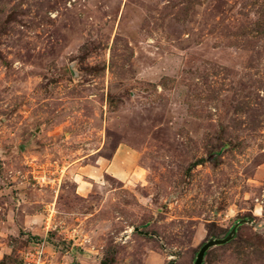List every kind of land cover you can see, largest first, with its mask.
Returning <instances> with one entry per match:
<instances>
[{
    "label": "rangeland",
    "instance_id": "1",
    "mask_svg": "<svg viewBox=\"0 0 264 264\" xmlns=\"http://www.w3.org/2000/svg\"><path fill=\"white\" fill-rule=\"evenodd\" d=\"M264 264V0H0V264Z\"/></svg>",
    "mask_w": 264,
    "mask_h": 264
},
{
    "label": "built area",
    "instance_id": "2",
    "mask_svg": "<svg viewBox=\"0 0 264 264\" xmlns=\"http://www.w3.org/2000/svg\"><path fill=\"white\" fill-rule=\"evenodd\" d=\"M47 245L46 240L35 243L23 253L21 264H69L58 259L55 260L54 256L47 251Z\"/></svg>",
    "mask_w": 264,
    "mask_h": 264
},
{
    "label": "water",
    "instance_id": "3",
    "mask_svg": "<svg viewBox=\"0 0 264 264\" xmlns=\"http://www.w3.org/2000/svg\"><path fill=\"white\" fill-rule=\"evenodd\" d=\"M223 240H220V239H211L209 240L208 242L204 243L199 251L197 252V255H196V258L194 260V264H202V261H203V256H204V253L206 251V249L211 246V245H215L217 243H221Z\"/></svg>",
    "mask_w": 264,
    "mask_h": 264
}]
</instances>
